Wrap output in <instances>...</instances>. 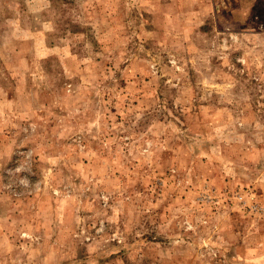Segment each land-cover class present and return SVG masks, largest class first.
Segmentation results:
<instances>
[{"label":"rangeland","instance_id":"374dc122","mask_svg":"<svg viewBox=\"0 0 264 264\" xmlns=\"http://www.w3.org/2000/svg\"><path fill=\"white\" fill-rule=\"evenodd\" d=\"M0 264H264V0H0Z\"/></svg>","mask_w":264,"mask_h":264},{"label":"trees","instance_id":"16d2710c","mask_svg":"<svg viewBox=\"0 0 264 264\" xmlns=\"http://www.w3.org/2000/svg\"><path fill=\"white\" fill-rule=\"evenodd\" d=\"M57 1V0H56ZM58 1H63V2H70L71 0H58Z\"/></svg>","mask_w":264,"mask_h":264}]
</instances>
